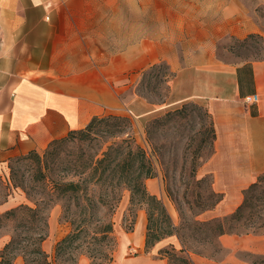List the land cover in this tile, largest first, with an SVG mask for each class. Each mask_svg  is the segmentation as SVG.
I'll return each mask as SVG.
<instances>
[{
	"label": "crops",
	"instance_id": "1",
	"mask_svg": "<svg viewBox=\"0 0 264 264\" xmlns=\"http://www.w3.org/2000/svg\"><path fill=\"white\" fill-rule=\"evenodd\" d=\"M162 3L158 12L167 13L168 1ZM188 4L182 19L190 23V38L150 39L148 57L140 42L134 44V69L144 72L165 62L175 75L177 101L206 102L215 143L200 173L213 178V190L223 200L204 216L223 218L241 206L244 192L264 175V60L225 63L218 47L225 37L263 33L257 7L263 11L264 0ZM103 9L108 6L93 0H0V175L8 174L14 161L86 129L94 118L126 112L120 85L129 70L121 69L120 81V53L110 55L107 37L96 32L103 26ZM254 95L259 102L247 104ZM21 205L13 200L2 211ZM68 234L54 232L44 242L52 264ZM146 234L142 219L124 244L138 246L143 254L126 256L119 246L115 264H168L157 257L159 251L146 253ZM220 241L232 255L225 264H242L238 252L264 256V235H226ZM9 242L0 241V250ZM14 264H24V258L17 256ZM78 264L90 261L82 257Z\"/></svg>",
	"mask_w": 264,
	"mask_h": 264
},
{
	"label": "rangeland",
	"instance_id": "2",
	"mask_svg": "<svg viewBox=\"0 0 264 264\" xmlns=\"http://www.w3.org/2000/svg\"><path fill=\"white\" fill-rule=\"evenodd\" d=\"M167 1L168 12L159 13L158 9L165 0H93L96 5L108 6L107 11L103 9V13L99 14L103 26L96 32L101 33L103 38L107 37L110 55L120 53V81L121 69L129 70L120 85L126 112L113 116L131 120V138L135 145L145 150L155 169V177L146 181L148 191L163 201L176 226L185 223L190 227L185 232L193 234L199 233L195 222L213 220L204 216L211 210L202 212L217 202L220 196L213 190V178L200 173L214 153L213 121L205 101H177L172 87L174 79L167 77L172 71L164 66L167 63L157 64L158 67L151 73L150 69L140 72L134 69L132 54L133 45L139 42L142 53L144 51L148 57L150 39L190 38V23L183 19L187 14L186 7H190L188 2L192 0ZM257 10V20L263 33L247 39L222 38L218 56L223 62L242 64L264 60V10L259 6ZM126 138L128 136L111 137L106 127L101 125L91 132L70 135L38 156L14 161L8 174L0 175V241H14L10 249L0 250V263L13 264L15 256L23 257L26 253L30 263L34 261L32 264H38L40 257L32 254V250L39 247L40 235L44 231V221L33 222L23 213L6 217V212L2 211L5 204L15 200L34 209L39 206L49 217V235L60 231L70 234L73 226L64 210V203L55 204L60 199H52L49 189L56 182L75 180L78 169H96L97 161L103 158L108 147ZM118 161H114L110 169ZM119 192L120 202L108 213L114 223L116 244L112 252L113 261L108 263L100 256L101 251L107 250L106 247L95 246L91 235H83L72 245L66 244L56 251L57 264H78L82 257L88 258L90 264H115L119 246L126 256L138 255V252L143 254L138 246L124 244V240L138 232L142 219L146 230L148 210L140 205H131L130 191L120 187ZM106 215L107 210L98 214L100 218ZM154 247L146 245V253L159 251L157 257L186 256L180 253L182 246L176 237L167 238ZM192 247L207 253L205 257L192 255L194 264H225L232 256L220 240L206 251L198 245ZM94 249L100 250L92 260L90 256ZM262 257L245 251L236 254L242 264H252ZM171 264L180 263L171 258Z\"/></svg>",
	"mask_w": 264,
	"mask_h": 264
},
{
	"label": "trees",
	"instance_id": "3",
	"mask_svg": "<svg viewBox=\"0 0 264 264\" xmlns=\"http://www.w3.org/2000/svg\"><path fill=\"white\" fill-rule=\"evenodd\" d=\"M164 66L169 71V67ZM157 67V65L151 67L150 73ZM167 77L174 79L175 75L170 73ZM101 125L106 127L108 134L113 138L125 136L128 138L108 147L103 153V158L97 161L96 169H78L75 180L67 183L56 182L49 189L52 199H60L55 204L64 203V210L73 226L72 232L57 245L56 251L66 244L72 245L73 241L80 239L83 235L86 237L91 235L95 246L107 248L106 251L100 252V256L111 263L116 243L114 223L112 215L109 214L111 209L120 202V187L130 191L132 206L140 205L148 210L146 234L148 248L154 247L167 238L176 237L179 240L182 246L180 253L186 256H162L168 264H171V258L180 264H194L192 255L205 257L207 253L194 249L193 245L201 246L206 251L214 247L220 238L226 235H264V175L244 192V201L233 214L223 219L195 222L199 233L189 234L185 232V229L190 227L185 223L179 227L176 226L163 201L148 191L146 181L155 177V169L148 160L145 150L135 145L131 138L133 125L129 118L113 115L97 117L86 129L71 132L68 136L84 131L91 132ZM64 139L54 141L48 149ZM32 155L39 154L33 152L29 156ZM117 160H119L118 163L110 169ZM101 167L102 169H99ZM222 200L223 197L220 195L218 201L207 206L202 213L215 209ZM157 209L158 211H155ZM102 210H107L104 218L98 216ZM17 213L27 215L33 222L44 221V231L40 235L39 247L33 249L32 254L40 257L38 264H52L43 250V244L49 237V217L39 206L34 209L25 205L7 211L5 216L12 217ZM13 244L14 241H10L4 247L5 250L10 249ZM99 250L92 251L93 255L90 256L92 260L95 259ZM16 258L17 256L14 261ZM23 258L25 264L34 263V261L29 262L26 253ZM252 264H264V257Z\"/></svg>",
	"mask_w": 264,
	"mask_h": 264
},
{
	"label": "built area",
	"instance_id": "4",
	"mask_svg": "<svg viewBox=\"0 0 264 264\" xmlns=\"http://www.w3.org/2000/svg\"><path fill=\"white\" fill-rule=\"evenodd\" d=\"M245 101L247 104L254 105V104H257L259 102V97H258V95H254V96L246 98Z\"/></svg>",
	"mask_w": 264,
	"mask_h": 264
}]
</instances>
